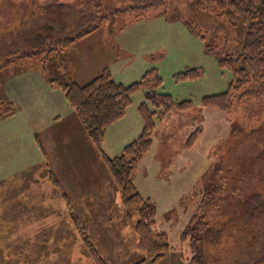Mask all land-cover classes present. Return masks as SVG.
I'll use <instances>...</instances> for the list:
<instances>
[{"label": "rangeland", "instance_id": "374dc122", "mask_svg": "<svg viewBox=\"0 0 264 264\" xmlns=\"http://www.w3.org/2000/svg\"><path fill=\"white\" fill-rule=\"evenodd\" d=\"M96 1L107 18L85 37L138 40L129 56L122 54L111 64L113 78L128 85L155 68L163 79L160 92L178 100L192 99L194 106L174 110L158 121L152 145L131 176L142 201L129 210L75 111L84 132L72 118L60 116L58 123L35 124L31 135H0L4 155L0 160V264H97L91 247L106 264H136L143 252L133 223L141 219L145 204L154 210V232L167 233L173 249L158 262L142 264H183V257L194 255L181 233L201 196L202 177L219 159L231 163L241 156L248 142L240 139L242 135H232L234 124L260 127L264 139V108L258 102L236 104L231 117L202 105L205 96L228 90L233 74L206 52L204 42L188 28L187 11L194 0H0V61L14 59L0 68V83L21 71H37L52 89L63 92L50 81V75L60 73L56 64L48 73L32 58L15 57L41 41L40 27H54L46 33L49 37L61 31L73 34L79 23L88 28ZM49 5L53 6L45 11ZM207 37V42H213ZM242 41L238 34L231 45L234 53L241 50ZM217 42L219 51H224L225 42ZM71 66L69 62L62 80H73ZM192 68L202 72L200 78H176ZM12 95L4 96L0 89V99L14 104L4 118L16 120L19 109L29 116L28 108L18 102L21 98L13 100ZM145 100L144 91H137L126 115L106 128L101 148L111 158L141 134L138 108ZM42 110L51 114L48 108ZM199 127L201 133L188 144ZM235 138L242 147L236 146ZM263 234L264 220L225 243L222 250L230 264H264Z\"/></svg>", "mask_w": 264, "mask_h": 264}, {"label": "trees", "instance_id": "16d2710c", "mask_svg": "<svg viewBox=\"0 0 264 264\" xmlns=\"http://www.w3.org/2000/svg\"><path fill=\"white\" fill-rule=\"evenodd\" d=\"M190 6L186 17L188 28L204 42L206 52L215 55L219 65L233 74L228 90L205 96L202 105L216 108L230 117L235 105L246 101H256L264 108V0H194ZM101 7L98 2L91 11L92 25L87 28L78 22L79 27L72 31L73 34L61 31L55 33L56 36L51 33L49 37L46 33L55 31L54 27H40L38 32L41 41L15 58L21 57V54L32 58L48 73L56 64L60 73L56 71L55 75H50V81L63 91L84 125L129 210L142 201L131 176L152 145V135L158 121L174 110L192 109L194 102L192 99L178 100L169 93L160 92L163 79L155 68L147 70L139 81L128 85L117 82L109 69L83 85L71 78L69 81L62 80L61 74L63 72L64 75L69 64L66 50L93 32L107 18L101 15ZM118 12H112L113 19ZM145 15L146 12L136 16V19ZM238 34L243 41L241 50L236 54L231 45ZM207 35L213 42H207ZM216 41L225 42L227 47L224 51H219L220 45ZM12 60H1L0 68ZM201 74L198 68H192L177 73L176 78L195 80ZM139 90L144 91L146 98L138 108L143 119L142 132L124 148L122 154L111 158L101 148V138L108 126L126 115L133 95ZM13 110V103L0 99V119ZM259 129H246L242 125L235 127L234 124L232 135H242L241 140H248L243 146L242 155L231 163H227L225 157L219 159L202 177L201 196L181 233V240L190 246L194 255L183 257V264H230L229 257L222 250L225 243L264 220V139L260 135L262 132L258 133ZM201 131L200 127L195 130L188 144L194 142ZM237 140L235 138L234 143ZM237 145L242 147L241 143ZM141 212V219L133 223L139 248L143 252L142 259L136 264L158 262L173 246L167 233L154 232L153 207L145 204ZM86 243L90 245L89 241ZM90 255L97 264H106L92 247Z\"/></svg>", "mask_w": 264, "mask_h": 264}, {"label": "crops", "instance_id": "0c3cea01", "mask_svg": "<svg viewBox=\"0 0 264 264\" xmlns=\"http://www.w3.org/2000/svg\"><path fill=\"white\" fill-rule=\"evenodd\" d=\"M137 42V39L131 41L127 37H115V35L112 37L97 35L94 38L89 36L80 39L75 42L79 45L74 44L66 53L72 65L73 80L80 84L91 81L100 72L109 69L111 64L117 61L118 56L122 54L129 56ZM0 89L4 96L13 94V100H16L15 96L20 97L21 99L18 100L20 106L28 108L30 112L29 117L22 109H19L14 116L16 120L11 117V121H8L9 117L0 120V135H31L35 130V124L51 121L58 123L60 119L56 120V118L60 116L67 119L72 118L76 127L83 130L64 93L52 89L45 77L37 71H21L11 76L9 81L0 83ZM42 108H48L51 114H44ZM32 114L35 118L31 117ZM6 121L8 122L4 123ZM19 123H22V127L18 125ZM2 158L4 155L0 153V160Z\"/></svg>", "mask_w": 264, "mask_h": 264}]
</instances>
